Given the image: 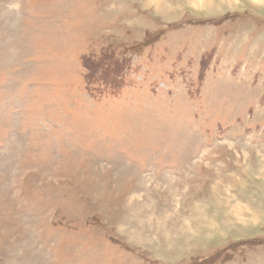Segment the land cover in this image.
<instances>
[{"label": "rangeland", "instance_id": "374dc122", "mask_svg": "<svg viewBox=\"0 0 264 264\" xmlns=\"http://www.w3.org/2000/svg\"><path fill=\"white\" fill-rule=\"evenodd\" d=\"M0 264H264V0H0Z\"/></svg>", "mask_w": 264, "mask_h": 264}]
</instances>
